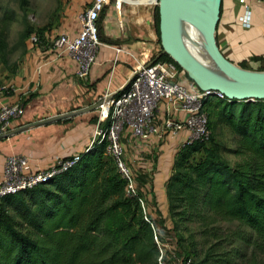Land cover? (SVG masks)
<instances>
[{
  "label": "trees",
  "instance_id": "1",
  "mask_svg": "<svg viewBox=\"0 0 264 264\" xmlns=\"http://www.w3.org/2000/svg\"><path fill=\"white\" fill-rule=\"evenodd\" d=\"M156 15L159 23L158 8ZM14 21L11 12L0 20V57ZM157 34L160 38L159 28ZM157 62L183 71L169 56ZM212 100L219 107L215 128H228L235 149L211 137L182 147L167 185L170 218L177 230L184 224L237 222L251 232L240 238L258 259L264 256V101L209 98L205 110ZM227 153L239 161L231 165ZM104 154L105 143L96 140L73 165L0 197V264H157L155 229L141 215L139 199L127 197V181ZM220 241L190 264H234L236 251H221Z\"/></svg>",
  "mask_w": 264,
  "mask_h": 264
},
{
  "label": "crops",
  "instance_id": "2",
  "mask_svg": "<svg viewBox=\"0 0 264 264\" xmlns=\"http://www.w3.org/2000/svg\"><path fill=\"white\" fill-rule=\"evenodd\" d=\"M151 1L139 0L135 8L109 3L99 20L102 45L97 62L86 80L77 78L72 57L53 49L51 43L61 34L78 36L79 15L92 3H73L59 34L46 35V43L29 49L16 77L7 80L0 69V81L8 89L0 97V105H22L26 109V115L13 124L15 133L0 138V180L12 156L27 157L31 173L36 174L51 171L60 162L68 163L93 145L99 129L108 123L97 106L106 97L125 90L138 66L151 63L162 52L153 35L154 10L145 8ZM248 13L250 26L245 27L243 19ZM216 42L232 64L251 72L264 70V0H245L244 4L221 0ZM180 82L192 90L197 88L184 73ZM157 118L158 124H163L168 118L181 120L184 116L162 102ZM122 136L126 140L129 137L130 144H122L124 160L144 195L148 214L158 226L162 219L170 222L168 180L189 132L168 136L160 148V139L155 136L139 140L129 129Z\"/></svg>",
  "mask_w": 264,
  "mask_h": 264
},
{
  "label": "built area",
  "instance_id": "3",
  "mask_svg": "<svg viewBox=\"0 0 264 264\" xmlns=\"http://www.w3.org/2000/svg\"><path fill=\"white\" fill-rule=\"evenodd\" d=\"M112 0H93L92 5L79 15L81 32L76 37L66 34L58 35L52 41L55 50L68 53L76 67V76L79 80H86L97 62V54L101 47L99 20ZM241 4L245 0H239ZM245 27L250 26V13L244 19ZM33 47L41 45L38 35L30 37ZM121 53V49L117 48ZM152 63V62H151ZM141 64L138 66L129 87L118 94L110 95L101 103V117L108 121V127L101 128L96 134V140L105 143V154L116 162L117 168L123 179L127 181L129 196H137L134 178L129 166L123 159L124 149L121 144V134L125 127L139 140H149L152 136L163 138L176 137L183 131L189 132L187 144L194 141L208 142L211 137L209 116L204 107V100L209 99V93L203 92L197 86L196 90L190 89L180 82L181 73L176 65L168 62L154 64ZM8 89L0 81V97ZM215 99V98H214ZM216 99H226L221 93ZM165 102L171 111L183 114L181 120L166 119L162 126L158 125L157 111L160 103ZM26 115L22 105H0V138L13 131L15 121ZM94 144V143H93ZM80 153L68 163L61 164L51 171L31 173L30 162L24 156H12L7 159L3 178L0 180V197L16 194L22 190L30 189L44 179L56 174L58 168H66L79 160ZM145 214L146 203L139 199ZM145 220L153 223L146 217ZM155 240L159 246L161 257L159 264H165L163 248L158 237ZM191 260L187 262L190 264Z\"/></svg>",
  "mask_w": 264,
  "mask_h": 264
},
{
  "label": "rangeland",
  "instance_id": "4",
  "mask_svg": "<svg viewBox=\"0 0 264 264\" xmlns=\"http://www.w3.org/2000/svg\"><path fill=\"white\" fill-rule=\"evenodd\" d=\"M112 1L123 3L130 8H135L136 3H138L139 0ZM92 2L93 0H28L26 2L27 5L23 6L24 2L22 0H0V20L8 12L15 15V21L10 28L8 49L5 54L0 57V69L6 74L5 78L10 80L16 77L19 72V67L22 64V60L28 50L35 48L30 43V37L32 35H39L41 38V44L46 43V35L59 34V30L61 29L73 3ZM141 7L144 8V6ZM146 7H149V11L151 9L154 10L153 17L155 23L153 26V35L155 40L160 43V38L157 34L159 23L156 15L158 0H152L147 4V6H145V8ZM258 72H264V70L261 69ZM216 103H218L216 100H212L206 107V112L208 113L211 121V138H214V141L216 142L224 144L228 149H235V138L228 128L221 125L215 128L216 113L219 108ZM158 125L162 126V124ZM127 131L128 127L126 126L121 134V144L123 145L130 144L127 141L129 140V137L127 140L122 138V135ZM166 138L167 137L165 136L163 138H159L161 142H158V148L161 147ZM131 144L133 145L134 143L131 141ZM225 158L231 163V165H234L239 161V159L230 153H227ZM102 159L104 161H110V164L112 165L111 167H115L114 165H116V162L113 158L104 154ZM114 169L115 171L117 169L118 172V168ZM136 190L137 196L135 197L146 203L143 193L140 192L137 187ZM126 195L127 197L129 196L127 193V187ZM140 206L142 210L141 215H143L144 219L147 217L154 225L156 232L155 235H157L159 243L163 248L164 254L162 261L165 264H186L189 259H191L194 263L200 261L205 256L210 245L220 241L216 240L214 237V234L216 233L219 235V238L222 239V241L219 242L222 245L220 248L221 251H236L237 255L236 257H233L234 264H264V256L257 254L258 259H255L252 255V249L249 248L243 240H241L240 237L242 235L247 237L251 234V232L240 226L237 222H219L208 228L203 227L199 223L184 224L180 225L177 230L173 226L172 220L169 222V219L166 221L165 219H162L158 226L148 214L147 204L145 205L147 214H145L141 203ZM215 229H217V232H215ZM205 231L208 232L207 235L204 234ZM157 264H159V259Z\"/></svg>",
  "mask_w": 264,
  "mask_h": 264
},
{
  "label": "water",
  "instance_id": "5",
  "mask_svg": "<svg viewBox=\"0 0 264 264\" xmlns=\"http://www.w3.org/2000/svg\"><path fill=\"white\" fill-rule=\"evenodd\" d=\"M221 0H217L216 15L196 13L204 18H210L211 24L207 30L206 42L210 56L222 74L221 79L215 78L197 64L187 53L179 34V13L182 10H192L183 0H158L159 32L162 52L152 61L154 64L163 56H169L203 92L209 93L210 98H216L221 93L229 101L256 102L264 101V72L244 70L230 61L220 51L216 42V27L219 22ZM129 87V84L125 89ZM101 104L97 106L100 108ZM15 131L1 137H9Z\"/></svg>",
  "mask_w": 264,
  "mask_h": 264
},
{
  "label": "bare ground",
  "instance_id": "6",
  "mask_svg": "<svg viewBox=\"0 0 264 264\" xmlns=\"http://www.w3.org/2000/svg\"><path fill=\"white\" fill-rule=\"evenodd\" d=\"M183 2L192 10L191 12L182 10L179 13V34L183 46L191 58L205 71L215 78H223L207 47L206 34L211 19L196 14L216 15L218 11L217 0H183Z\"/></svg>",
  "mask_w": 264,
  "mask_h": 264
}]
</instances>
